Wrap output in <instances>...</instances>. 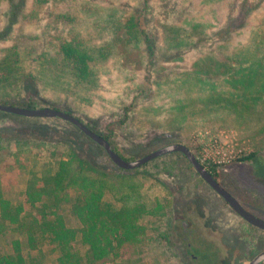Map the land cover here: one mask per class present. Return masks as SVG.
I'll use <instances>...</instances> for the list:
<instances>
[{"label": "rangeland", "instance_id": "1", "mask_svg": "<svg viewBox=\"0 0 264 264\" xmlns=\"http://www.w3.org/2000/svg\"><path fill=\"white\" fill-rule=\"evenodd\" d=\"M236 1L147 0L140 13L142 0H64L40 5L34 0H0V103L29 100L35 108L69 112L106 137L126 161L165 145L183 144L205 167H218L221 185L247 211L264 220V185L251 181L247 167L236 162L253 151L264 155V111L237 103L224 109L221 103L228 97L221 77H213L220 80L216 106L203 102L208 97L199 89L175 88V81L198 60L212 56L218 62L234 48L247 51L251 37L262 39L253 32L264 36V2L243 28L224 41V50L219 46L223 39L218 36ZM129 16L140 17V28L153 40L151 53L143 36L131 42L125 34L123 24ZM170 24L181 27V36L194 33L191 39L199 43L169 52L164 38ZM63 41L92 58L88 64L94 83H80L55 66L52 58ZM258 48L260 55L264 46L259 43ZM10 68L19 69L17 76L27 77L23 86L14 76L5 75ZM181 98L189 115L182 127L176 118ZM75 155L97 177L105 178L103 202L119 209L126 201H134L144 208L137 221L144 239L133 256L122 250V258L109 264H129L130 260L248 264L264 250V231L236 215L178 153L122 170L99 146L59 118L0 112V186L5 199L24 203L28 186L41 185L55 175L59 161ZM17 159L23 169L15 164ZM73 165L77 170V163ZM57 214L77 231L72 252L83 256L87 246L81 242V226L70 205H61ZM12 240L25 238L14 233L0 237L1 252L12 253ZM39 250L42 264H57V253L50 247Z\"/></svg>", "mask_w": 264, "mask_h": 264}, {"label": "trees", "instance_id": "2", "mask_svg": "<svg viewBox=\"0 0 264 264\" xmlns=\"http://www.w3.org/2000/svg\"><path fill=\"white\" fill-rule=\"evenodd\" d=\"M61 1L64 0H34V3L40 5ZM142 1V9L138 11L140 13L147 5V0ZM262 2L264 0L240 2L238 0L236 5H231L233 6L231 14L222 29L221 37L218 36L223 39V43L222 41L219 43L223 50L224 41L246 25V19L260 7ZM139 19L140 17L135 16L126 19L123 24L125 34L131 42H137L138 36H143L146 50L151 53L153 40L140 28ZM180 30L181 27L176 25L170 24L165 27L164 44L169 52H179L199 43L191 39L194 33L181 36ZM191 30L195 32V27L192 26ZM253 34L262 39L251 37L248 45L245 46L247 51L234 48L223 60L218 59V62L217 58L212 56L198 60L191 70L182 73L175 81V88L181 91L190 88L199 89L208 97L207 101L203 102L216 106L220 102L219 96L215 95L218 94L220 80L216 81L213 77H221V87L227 88L225 93L228 97L221 103L224 109L229 110L234 103H237L247 109L261 108L264 111V49L261 54L259 53L260 55L256 53L259 50V43L264 46V36H260L258 31H254ZM56 56L52 61L61 72H68L80 83L95 82L96 78L88 64L92 58L90 59L86 53L63 41ZM18 73L19 69L14 68L5 71L6 76H14L13 79L23 86L27 77L17 76ZM179 102V113L176 118L182 127L181 124L189 115L184 110L182 98ZM13 106L35 108L29 100ZM103 138L107 140L106 137ZM188 149L190 150L189 147ZM236 162L247 167V176L251 181L264 185V155L253 151L236 159ZM74 163H77V170L74 168ZM15 164L23 169L19 159ZM11 166L14 164L12 163ZM207 169L220 183L222 177L219 168L212 166ZM105 186V178L101 180L97 177L94 170L76 155L67 161H59L55 175L42 181L41 185L28 186L24 203H13L5 199L4 191L0 186V237L14 233L25 238L23 242L12 240L10 254L0 250V264H42L39 258V254H42L39 249L42 247H50L53 253H57V264H109L122 258V250H128L133 256L135 247L144 239L143 229L137 225L144 208L134 201H126L119 209L113 207L111 203L103 202ZM67 204L70 205L71 214L77 218L81 226L79 229L81 242L87 246V252L83 256L72 252V243L77 231L68 228L64 219L57 214V209ZM129 264L138 263L130 260Z\"/></svg>", "mask_w": 264, "mask_h": 264}, {"label": "water", "instance_id": "3", "mask_svg": "<svg viewBox=\"0 0 264 264\" xmlns=\"http://www.w3.org/2000/svg\"><path fill=\"white\" fill-rule=\"evenodd\" d=\"M0 112L25 118H59L73 125L84 136H86L97 146H99L105 152L109 160L117 168L122 170H134L154 159L160 158L167 154L179 153L186 159V161L192 167L197 176L201 178L202 181L215 194H217L236 215H238L250 226L258 230L264 231V220L256 217L255 215L247 211L231 193H229L218 181L215 180V178L208 171V169L200 161H198V159L193 155V153L188 149V147L183 144L176 143L165 145L137 160L126 161L112 149L110 143L105 138L89 129L78 118L64 111L53 108H23L0 103ZM263 262L264 250L260 251L255 256H253V258L248 262V264H261Z\"/></svg>", "mask_w": 264, "mask_h": 264}, {"label": "crops", "instance_id": "4", "mask_svg": "<svg viewBox=\"0 0 264 264\" xmlns=\"http://www.w3.org/2000/svg\"><path fill=\"white\" fill-rule=\"evenodd\" d=\"M19 241H21V240H19Z\"/></svg>", "mask_w": 264, "mask_h": 264}]
</instances>
